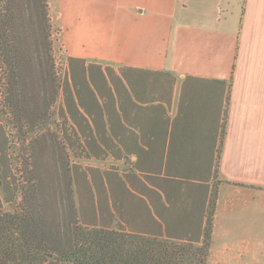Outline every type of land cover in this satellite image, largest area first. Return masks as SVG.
I'll list each match as a JSON object with an SVG mask.
<instances>
[{"label": "crops", "instance_id": "1", "mask_svg": "<svg viewBox=\"0 0 264 264\" xmlns=\"http://www.w3.org/2000/svg\"><path fill=\"white\" fill-rule=\"evenodd\" d=\"M53 2L87 68L70 92L78 221L200 243L212 209L214 243L260 251L264 0Z\"/></svg>", "mask_w": 264, "mask_h": 264}, {"label": "trees", "instance_id": "2", "mask_svg": "<svg viewBox=\"0 0 264 264\" xmlns=\"http://www.w3.org/2000/svg\"><path fill=\"white\" fill-rule=\"evenodd\" d=\"M52 33L48 0H0V103L24 123L42 120L58 94ZM19 189L18 205L0 203V264H207L210 215L200 243L171 240L82 225L69 186L61 204L30 177Z\"/></svg>", "mask_w": 264, "mask_h": 264}, {"label": "rangeland", "instance_id": "3", "mask_svg": "<svg viewBox=\"0 0 264 264\" xmlns=\"http://www.w3.org/2000/svg\"><path fill=\"white\" fill-rule=\"evenodd\" d=\"M48 4L53 27L52 53L55 59L58 94L44 118L32 124L21 122L10 115L7 106L0 103V203L4 210H10L19 204V187L26 183L28 177L41 183L48 197L58 203L66 193V188H72L74 176L71 174V168L75 167L77 161L74 157L70 158L67 151L68 142L75 138L69 122L81 118L72 108L70 92L71 85L74 86L73 75H78L81 67L79 62L72 61L64 47L55 3L51 0L50 5L48 0ZM50 97L48 93L46 100ZM219 182L218 174L214 173L212 199L209 204L213 210V194H216L215 187ZM208 211L211 216L212 209ZM223 242L234 249L230 247L228 251L223 250L220 246L222 242L214 243L211 238L207 264H264V240L259 242L260 251L255 255L245 252L242 257L237 255L236 246L251 244L252 241L230 239Z\"/></svg>", "mask_w": 264, "mask_h": 264}]
</instances>
